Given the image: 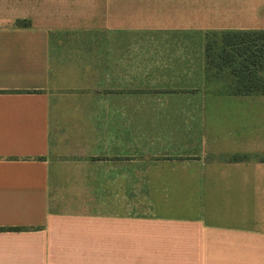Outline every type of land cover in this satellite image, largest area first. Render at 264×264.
Wrapping results in <instances>:
<instances>
[{
	"label": "crops",
	"instance_id": "1",
	"mask_svg": "<svg viewBox=\"0 0 264 264\" xmlns=\"http://www.w3.org/2000/svg\"><path fill=\"white\" fill-rule=\"evenodd\" d=\"M251 29L264 0H0V264H264V94L205 77Z\"/></svg>",
	"mask_w": 264,
	"mask_h": 264
},
{
	"label": "trees",
	"instance_id": "2",
	"mask_svg": "<svg viewBox=\"0 0 264 264\" xmlns=\"http://www.w3.org/2000/svg\"><path fill=\"white\" fill-rule=\"evenodd\" d=\"M17 20V25H27ZM221 48L219 56L223 64L231 66L235 76V94H264V29L222 30L219 32ZM210 44L206 42L208 56Z\"/></svg>",
	"mask_w": 264,
	"mask_h": 264
},
{
	"label": "rangeland",
	"instance_id": "3",
	"mask_svg": "<svg viewBox=\"0 0 264 264\" xmlns=\"http://www.w3.org/2000/svg\"><path fill=\"white\" fill-rule=\"evenodd\" d=\"M208 42L210 48L208 56H206L205 77L208 85L217 86L224 90L233 92L235 89V76L231 72V66L223 64V60L219 56L221 48V39L219 33L209 32L206 34L205 44ZM263 103L262 99H259Z\"/></svg>",
	"mask_w": 264,
	"mask_h": 264
}]
</instances>
